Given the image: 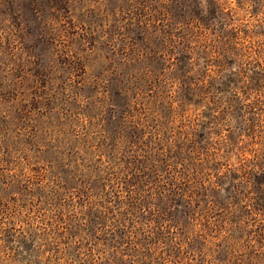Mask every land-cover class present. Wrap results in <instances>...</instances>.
Listing matches in <instances>:
<instances>
[{"label": "clouds", "instance_id": "obj_1", "mask_svg": "<svg viewBox=\"0 0 264 264\" xmlns=\"http://www.w3.org/2000/svg\"><path fill=\"white\" fill-rule=\"evenodd\" d=\"M0 264H264V0H0Z\"/></svg>", "mask_w": 264, "mask_h": 264}, {"label": "rangeland", "instance_id": "obj_2", "mask_svg": "<svg viewBox=\"0 0 264 264\" xmlns=\"http://www.w3.org/2000/svg\"><path fill=\"white\" fill-rule=\"evenodd\" d=\"M139 168H138V166H137V170H138Z\"/></svg>", "mask_w": 264, "mask_h": 264}, {"label": "trees", "instance_id": "obj_3", "mask_svg": "<svg viewBox=\"0 0 264 264\" xmlns=\"http://www.w3.org/2000/svg\"><path fill=\"white\" fill-rule=\"evenodd\" d=\"M139 170V169H138ZM133 187H135V185H133Z\"/></svg>", "mask_w": 264, "mask_h": 264}]
</instances>
